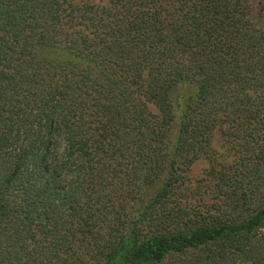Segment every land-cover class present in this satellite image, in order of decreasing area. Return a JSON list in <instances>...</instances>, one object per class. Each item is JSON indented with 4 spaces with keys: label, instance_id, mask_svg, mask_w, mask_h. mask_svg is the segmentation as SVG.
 Instances as JSON below:
<instances>
[{
    "label": "trees",
    "instance_id": "16d2710c",
    "mask_svg": "<svg viewBox=\"0 0 264 264\" xmlns=\"http://www.w3.org/2000/svg\"><path fill=\"white\" fill-rule=\"evenodd\" d=\"M0 264H264V0H0Z\"/></svg>",
    "mask_w": 264,
    "mask_h": 264
},
{
    "label": "rangeland",
    "instance_id": "374dc122",
    "mask_svg": "<svg viewBox=\"0 0 264 264\" xmlns=\"http://www.w3.org/2000/svg\"><path fill=\"white\" fill-rule=\"evenodd\" d=\"M214 146L216 148H219L221 146L218 137L215 138ZM206 166H207V163L205 161L203 160L196 161L189 171L190 176L195 177V178L198 177Z\"/></svg>",
    "mask_w": 264,
    "mask_h": 264
}]
</instances>
